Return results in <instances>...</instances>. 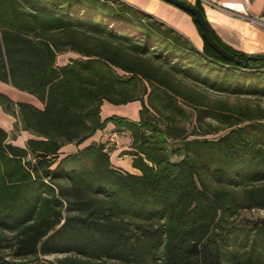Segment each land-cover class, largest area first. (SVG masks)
Returning <instances> with one entry per match:
<instances>
[{
    "label": "trees",
    "instance_id": "trees-1",
    "mask_svg": "<svg viewBox=\"0 0 264 264\" xmlns=\"http://www.w3.org/2000/svg\"><path fill=\"white\" fill-rule=\"evenodd\" d=\"M203 42L123 0H0V81L42 105L0 91L31 135L0 127V264H264V215L239 217L264 213L263 60ZM65 51L80 57L59 66ZM104 101L139 117L102 119ZM108 123L139 173L101 141L61 150Z\"/></svg>",
    "mask_w": 264,
    "mask_h": 264
},
{
    "label": "crops",
    "instance_id": "crops-1",
    "mask_svg": "<svg viewBox=\"0 0 264 264\" xmlns=\"http://www.w3.org/2000/svg\"><path fill=\"white\" fill-rule=\"evenodd\" d=\"M123 1L155 16L167 25L173 27L183 36L188 38L199 51H202L204 45L203 38L200 35L191 16L186 11L164 0ZM188 1L191 3L197 1L200 4L211 28L214 30L219 39L227 46L248 55L264 56V0ZM69 59H71V56H66V58H58L57 55L56 57L58 62L57 64H59V66L66 64ZM2 84L6 83L0 81V91L12 98L11 92L9 90L7 91L1 88ZM18 93L22 95L18 101H26L38 107H42L41 103L34 96L22 91ZM35 100L39 104H36ZM140 107L141 104L139 101H132L121 105H114L104 101L101 105L100 115L102 119L114 114L129 118L131 120H137L139 117L138 111ZM0 110H2L1 106ZM0 127L4 128L1 125ZM106 130L109 132V134L112 131L114 135H116L117 131H119L114 128L112 123H108L103 130L97 131L92 137H90L81 145L84 146L91 141L107 139L108 133L106 134ZM22 131L25 133V138L23 141H13V143L20 146H23L26 139L31 136L29 132L24 130ZM120 133L124 135V138L121 140V142L125 145L119 149L113 150L111 153V162L115 167L132 173H139V171L133 168L131 165L132 157L128 154L121 153L122 151L129 149V144L131 141L129 133L127 131H120ZM114 141L116 142L117 140ZM75 146L76 145L74 144H66L61 150L66 151L65 153L71 152L70 150L72 149H74L72 151H75Z\"/></svg>",
    "mask_w": 264,
    "mask_h": 264
},
{
    "label": "rangeland",
    "instance_id": "rangeland-1",
    "mask_svg": "<svg viewBox=\"0 0 264 264\" xmlns=\"http://www.w3.org/2000/svg\"><path fill=\"white\" fill-rule=\"evenodd\" d=\"M66 56H71V58H79L80 57L79 54H77L75 52H72V51H65V52H62V53L58 54V58H66ZM57 63L58 62L56 60V64ZM57 65H59V64H57ZM1 88L5 89L7 91L9 90L11 92L12 98L14 100L18 101L19 98L22 97V95H20V93H18L20 91L14 89L13 87H11V85L2 84ZM211 96L212 97H216V96H218V94L212 93ZM229 100L234 101V97H230ZM35 103L39 104L36 100H35ZM262 103L264 104V101H262ZM186 109L189 110L190 112H192V110L190 108L186 107ZM15 120L16 119L13 116L7 115L2 110H0V125L3 126L8 131L9 136L11 138L14 137L12 139L14 142H22L23 139L25 138V133L22 130H20V129H16V127L14 125L15 124ZM181 124L185 125L188 128V131L190 132L192 130V128H193V117L190 119L189 122H182ZM114 128H115V126H114ZM107 130H108V128H107ZM107 130H106V134L108 133L107 139L109 140L110 136L112 135V137H114V140H117V141L116 142L115 141L114 142H112V141L108 142L107 139H103V140H100L101 142H103L104 144L108 143L109 145H107V147H112L113 150L114 149H119L120 147H123L125 145V144H123L121 142V140H123V138H124L123 137L124 135L122 133H120V131H117V134L114 135L112 131L109 134V132ZM217 135H218V133L217 134H208V135H206V137L215 138V137H217ZM80 147H82V145L75 146V149L80 148ZM72 150H74V149H72ZM72 150H70V151H72ZM65 152L66 151H63V153H65ZM263 215H264V213L262 211L251 210V211H243V212H241L239 217L255 218V217L263 216ZM45 258L47 260H53L55 258V256L54 255H49V256H46Z\"/></svg>",
    "mask_w": 264,
    "mask_h": 264
},
{
    "label": "water",
    "instance_id": "water-1",
    "mask_svg": "<svg viewBox=\"0 0 264 264\" xmlns=\"http://www.w3.org/2000/svg\"><path fill=\"white\" fill-rule=\"evenodd\" d=\"M168 3H171L178 8L189 12L194 17V21L200 26L201 28V36L205 40V42L220 56H222L225 60L232 62L236 65H240L244 68L249 66V60H263L261 65L264 66V56H255V55H246L244 58L239 59L236 58L233 54L229 53L225 50L211 35L210 29L208 27V23L203 16L202 12L191 3H188L184 0H164Z\"/></svg>",
    "mask_w": 264,
    "mask_h": 264
},
{
    "label": "built area",
    "instance_id": "built-area-1",
    "mask_svg": "<svg viewBox=\"0 0 264 264\" xmlns=\"http://www.w3.org/2000/svg\"><path fill=\"white\" fill-rule=\"evenodd\" d=\"M109 141H112V142H114V137L110 136V138H109L108 142H109ZM107 145H109V144H108V143H106V144H105V148H109V147H107Z\"/></svg>",
    "mask_w": 264,
    "mask_h": 264
}]
</instances>
